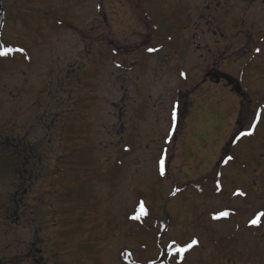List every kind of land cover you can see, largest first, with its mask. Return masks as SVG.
<instances>
[{
    "label": "rangeland",
    "instance_id": "374dc122",
    "mask_svg": "<svg viewBox=\"0 0 264 264\" xmlns=\"http://www.w3.org/2000/svg\"><path fill=\"white\" fill-rule=\"evenodd\" d=\"M198 1H6L0 264H226L212 243L262 210L264 172L258 154L253 167L241 152L245 140L218 157L235 104L223 87L196 83L207 57L187 17ZM228 70L263 99L255 63ZM253 131L264 135L262 119ZM140 201L149 214L134 220ZM196 238L183 262L165 255L173 240ZM229 242L235 262L264 264L263 230L257 245L240 233Z\"/></svg>",
    "mask_w": 264,
    "mask_h": 264
},
{
    "label": "flooded vegetation",
    "instance_id": "af4514ba",
    "mask_svg": "<svg viewBox=\"0 0 264 264\" xmlns=\"http://www.w3.org/2000/svg\"><path fill=\"white\" fill-rule=\"evenodd\" d=\"M9 0H0V39L2 37V30L5 25V20L8 16L6 12V6L8 7ZM16 5L15 3L10 6ZM6 12V13H5ZM187 21L193 23V25L200 31V34H195L192 37L196 43L193 45L196 52L200 55H206L204 61V67L199 70V66L196 69V83L203 85L207 82L223 87L227 91V96H225V101H229L234 105V112L228 121V128L224 132L222 141L217 147L219 150L217 152L218 157L222 158L224 149L229 147L232 142L244 141V146L241 152H245L252 159V166L255 165V159L251 156L252 154H258L260 157L259 169L261 174L264 172V135L261 133L255 135L253 128L251 127L253 121L255 120L254 113H260V120L256 123L260 124L261 119L264 126V97L259 102H253L250 97L248 90L241 84V79L236 73H231L228 69L234 66H245L250 63H255L259 68H261V73L259 77L261 84L264 85V0H201L196 3L191 13L188 14ZM186 18V17H185ZM6 46H2L0 43V52H3ZM259 49V51H257ZM5 55H0L4 57ZM238 76V78H236ZM249 109V110H248ZM248 112V115H247ZM245 122V124H244ZM252 131L251 136H242L239 139H234L239 136L241 132ZM263 132V131H262ZM239 142L238 145H240ZM258 145V146H255ZM257 147V148H253ZM245 149V151H244ZM229 156V155H228ZM217 157V155H216ZM215 159V158H214ZM216 160L213 166L216 164ZM241 162L240 165H243ZM263 166V168H262ZM215 171V170H214ZM254 171H257L254 168ZM213 173V172H212ZM253 182H257L260 179V174L256 176L254 172ZM207 176H203L201 179H206ZM209 184V182L207 183ZM257 191V186L253 183V188ZM215 193V194H214ZM223 189L217 185H214V192L208 193L215 199L222 197ZM243 193L240 188L234 191V195H240ZM245 196V193L242 195ZM262 204H264V193H261ZM233 213L235 210L231 208L220 210L219 212ZM253 210L249 209V213ZM254 212V211H253ZM252 212V213H253ZM264 212V207L262 210L258 209L255 211L248 219L244 221L243 226L234 227L235 233H231L228 237V241H214L212 243L215 246L214 250L217 253H221L225 258L226 264H249L248 261L235 262L231 256L232 243L229 242L235 236V234L240 233L241 241H244L245 245H257V243H252L257 240L258 233L261 230L264 231V217L260 218L257 225H252L251 220L255 219L258 213ZM246 216V215H244ZM210 217L212 222L220 219H213ZM240 219L239 221H241ZM198 242L200 239L196 238ZM263 240V239H262ZM198 243L194 247H199ZM213 249V247H212ZM184 252L181 254V262H183V257L186 255ZM254 252H257L255 250ZM211 261L214 262V252L211 250ZM185 258V257H184ZM210 261V262H211ZM195 262H200L198 259ZM30 264H36L30 262ZM40 264V263H38Z\"/></svg>",
    "mask_w": 264,
    "mask_h": 264
},
{
    "label": "snow or ice",
    "instance_id": "6c2138e0",
    "mask_svg": "<svg viewBox=\"0 0 264 264\" xmlns=\"http://www.w3.org/2000/svg\"><path fill=\"white\" fill-rule=\"evenodd\" d=\"M154 49H149V51H153ZM10 51V49L5 48L3 52H0V55H7V53ZM257 51H259V49H257ZM255 117V120L253 121L251 127L254 129L256 127V123L260 120L261 116L259 112H256L253 114ZM173 119L175 120V112L173 113ZM253 134L252 131H248V132H241L239 134L238 137L234 138V139H239V137L242 136H251ZM233 157L228 156L227 159L224 160V163L227 164L228 161L232 160ZM161 164V175L164 174V161L163 159L160 162ZM220 185L219 182H217V189H219ZM240 195H243V193H239ZM136 212V210L134 209V213ZM148 210L145 206V203L143 201H140L138 204V214H134L131 218L134 220H139L141 217L147 216ZM229 215L228 212L224 211V212H219L216 215H213V219H220L221 217H227ZM264 217V212H260L258 213V215L256 216L255 219L251 220V224L252 225H257L260 221V218ZM199 242L195 239L191 240L190 242L186 243L185 246L182 247H177V253H184L189 251L191 248H193L194 246H196ZM178 244V242L176 240L172 241V246H176Z\"/></svg>",
    "mask_w": 264,
    "mask_h": 264
},
{
    "label": "water",
    "instance_id": "95a60500",
    "mask_svg": "<svg viewBox=\"0 0 264 264\" xmlns=\"http://www.w3.org/2000/svg\"><path fill=\"white\" fill-rule=\"evenodd\" d=\"M177 247H179V245H176V246H172V244L168 245L165 250V254L170 255L174 252H177Z\"/></svg>",
    "mask_w": 264,
    "mask_h": 264
}]
</instances>
